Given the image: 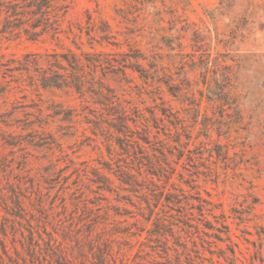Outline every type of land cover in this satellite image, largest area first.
Listing matches in <instances>:
<instances>
[{
	"label": "rangeland",
	"instance_id": "rangeland-1",
	"mask_svg": "<svg viewBox=\"0 0 264 264\" xmlns=\"http://www.w3.org/2000/svg\"><path fill=\"white\" fill-rule=\"evenodd\" d=\"M79 23L87 30L92 26L93 39L86 31L81 37L75 35ZM106 24L110 38L101 31ZM68 48L116 53L134 49V54L140 50L147 56L140 59L146 67L156 56L175 82L184 81V101L166 87L161 96L167 107L184 117L192 135L188 147L195 150L200 168L171 155L173 179L213 203L217 220L230 227L228 234L222 233L228 237L225 241L210 237L213 242L205 244L202 232L171 226L175 218L162 212L161 206L155 212L169 225H157L155 213L151 217L155 200L145 197L148 189L130 190L116 175L119 165L136 164L134 156L121 154L115 143L113 153L109 152L104 140L83 122L85 103L74 90H37L28 84L24 70L4 76L6 68L19 66L26 54ZM201 58L210 68L216 59L223 65L216 68L221 75L210 77L213 86L214 80L222 81V73L233 74L236 110H220L208 101L201 67L190 68L192 59ZM126 71L130 84L107 81L133 105H152L147 90L139 88L143 84L139 72ZM63 108L75 109L74 122L56 113ZM153 133L157 134L155 129ZM187 134L182 136L185 142ZM158 135L171 140L164 130ZM216 144L222 145L224 156L218 154ZM205 166L211 168L209 177L197 173ZM97 170L110 179L112 191L100 188L105 181ZM190 184L198 186L191 190ZM0 195L12 205L21 198L27 220L45 239L64 242L78 264H101L108 250L109 264H178V255L182 264L191 259L199 264H213L212 259L215 264H229L222 249L230 256V249L235 251V264H264V0H71L58 38L0 33ZM95 220L91 232L89 225Z\"/></svg>",
	"mask_w": 264,
	"mask_h": 264
},
{
	"label": "trees",
	"instance_id": "trees-1",
	"mask_svg": "<svg viewBox=\"0 0 264 264\" xmlns=\"http://www.w3.org/2000/svg\"><path fill=\"white\" fill-rule=\"evenodd\" d=\"M70 2L71 0H0V33L12 36L24 34L31 39H38L48 34L58 38L70 8ZM106 25V28H101V31L106 33L104 37L110 38L108 34L110 25ZM77 28L78 33L75 35L81 37L86 31L92 39L94 38L91 33L92 26H88L87 30L86 26L79 23ZM74 43L78 45L76 40ZM78 48L80 49V46ZM136 51L137 54H134V49L124 53L102 50L91 52L83 49L78 52L68 48L62 52L29 53L25 55L19 66L6 68L7 70L3 73L5 76L9 71L24 70L28 84L37 90L40 88L67 89L78 93L85 103L82 110L83 122L88 124L92 133L104 140L111 154L114 151L113 143H115L120 148L121 154H126L127 157L134 156L135 160L132 159V161L133 163L136 161V164L119 165L115 170L116 175L120 177L122 183L130 186V190H134L135 186L148 189L145 197L149 202L151 199L155 200L151 217L155 213L156 224L164 227L169 225L166 217L160 212H155L156 208L161 206L162 212L170 213L169 216L175 218L170 222L171 226L180 225L183 230L191 228L202 232L204 235L201 239L205 244L213 242L209 239L210 237L225 241L228 237L225 238L222 233L228 234L230 227L217 220L218 215L214 212L213 203L185 190L173 179L176 169L172 164L173 160L169 159L171 155H176L179 159L185 158L190 165L200 168L195 150L188 147L192 135L188 125L185 124L184 117L167 107L165 99L161 96L163 87H166V91L172 96L184 101L185 96L183 97L184 94H182L184 81L175 82L174 76L166 70L165 66L157 62L156 56L154 60H148L146 67L140 59H147V56L140 50ZM204 60L205 58H201L197 62L192 59L190 68L201 67L200 74L202 83L206 86L208 101L214 103L220 110H236L238 104L237 97L233 94V74L222 73V81L214 80L213 86L210 77L221 75L216 68L223 65L216 59L214 67L210 68L208 60ZM127 69L139 72V77L143 81L139 88L147 90L153 100L152 105L144 108L133 105L107 81L113 79L118 82L124 81L123 84H130L132 81L127 76ZM202 93L204 90L201 89ZM158 99L161 101L159 102ZM91 101L97 106L91 107L88 104ZM57 106L61 105H56V108ZM196 111L199 112V108H196ZM56 113H64L62 119L70 122H74L73 118L77 115L73 108L57 109ZM171 126L174 127V132ZM153 129L157 134L153 133ZM161 130H164L167 137L171 139L170 142L158 135ZM184 134L188 135L186 142L182 140ZM216 146L218 154L224 156L222 145L216 144ZM106 165L109 169H114L112 163L106 162ZM205 167V171L198 169L197 173L211 176V168ZM96 175L104 178L103 181H105L99 180L105 183V186L102 185L100 188L112 191L109 185L110 179L101 175L99 171ZM179 175L181 179H184V173ZM184 181L190 183L195 179L191 177L190 181ZM197 186L192 184L191 190L196 189ZM13 203V205L10 204L4 195H0V264H78L75 262L72 250L64 242L54 237L45 239L37 231L36 226L27 220L26 208L21 198L13 200ZM16 207L18 211L13 212ZM208 215L214 217L217 224L220 223L222 227L212 222ZM97 223L98 220L90 223L89 231L92 232ZM223 227L225 230L222 229ZM170 228L174 234L173 227ZM208 229L214 232H209ZM35 233H39L38 238ZM222 250L221 255L225 261L235 264V251L230 249L233 255L230 256L225 249ZM196 251L199 252V250ZM105 253L101 257V264H109L110 250ZM187 255L192 257L191 252ZM179 258L180 255H178V264H182ZM188 263L199 264L192 259ZM212 263L215 264L213 259Z\"/></svg>",
	"mask_w": 264,
	"mask_h": 264
}]
</instances>
